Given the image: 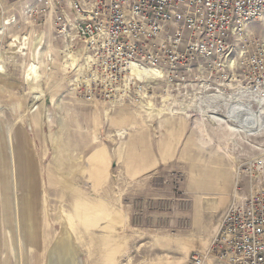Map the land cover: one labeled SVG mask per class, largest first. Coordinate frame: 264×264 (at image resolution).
<instances>
[{"label":"rangeland","instance_id":"obj_1","mask_svg":"<svg viewBox=\"0 0 264 264\" xmlns=\"http://www.w3.org/2000/svg\"><path fill=\"white\" fill-rule=\"evenodd\" d=\"M7 1V8H14L20 17L22 29L30 30L18 0ZM250 30L263 37L264 19L251 25ZM17 32L21 33L20 28ZM48 40L51 62L41 69L34 84L24 81L28 55L0 74V140L7 153V171L14 179L23 155L17 141L23 142L26 136L36 164L37 190L32 196L36 195L40 213L38 238L34 239L31 233L24 239L27 232L20 227L22 216L19 203L16 204V197L22 193L14 185V243L12 237L5 238V232L2 238L8 243L0 238L3 249L8 244L11 264H42L63 217L74 219L72 233L80 244L84 264H188L192 252L206 250L213 238V232L209 235L207 231L210 223L214 219L217 226L225 212L212 215L207 211L195 223L194 198L205 194L198 190L194 179L203 169L215 168L211 157L214 154L231 163L220 152V145L229 148L227 151L234 148V156L239 158L242 193L251 186L264 191V166L255 170L252 163L247 165L251 160L264 158V135L251 138L243 132L233 134L229 120L217 125L204 117L208 120V134L218 145L209 140L203 143L199 117L156 115L146 107L149 102L154 109L171 103L176 108L178 101L187 104L182 99L187 82L182 73L188 75L186 71L175 74L172 83L170 78L142 91L131 86L125 100L113 103L112 98H107L106 88L93 93L86 74L79 71L84 65L78 52L83 49L81 42L73 44L72 49L79 60L77 68L68 60L69 44L58 37L54 28L48 29ZM162 96L175 97L163 103ZM61 135L64 141H71L68 143L72 145V156L81 158L76 165L56 163L53 142ZM231 139L237 141L236 145L230 144ZM96 151L105 156V165L96 166L105 175L93 180L84 167L88 168ZM56 166L71 173V190L62 188L48 175L49 169ZM95 202L98 206L94 207ZM101 206L106 207L111 218ZM6 255L3 253L2 258Z\"/></svg>","mask_w":264,"mask_h":264},{"label":"built area","instance_id":"obj_2","mask_svg":"<svg viewBox=\"0 0 264 264\" xmlns=\"http://www.w3.org/2000/svg\"><path fill=\"white\" fill-rule=\"evenodd\" d=\"M17 3L30 30L17 32L21 22L14 8L8 9V1L0 0V74L28 55L24 81L34 84L36 74L39 77L51 62L46 40L48 28L53 26L66 44L74 37L71 50L73 44H83L80 59L93 93L104 87L107 98L125 100L129 87L158 86L170 78L172 83L175 74L184 70L188 75L182 73L187 81L182 99L193 110L187 115L226 118L247 137L264 135V36H255L250 30L264 16V0ZM36 35L43 40L30 53L26 39ZM146 71L158 75L150 79ZM136 75L142 79L134 78ZM259 119L258 131L251 132L249 126ZM248 164L256 170L264 166V158ZM188 264H264V191L251 186L243 194L239 185L209 249L191 253Z\"/></svg>","mask_w":264,"mask_h":264},{"label":"bare ground","instance_id":"obj_3","mask_svg":"<svg viewBox=\"0 0 264 264\" xmlns=\"http://www.w3.org/2000/svg\"><path fill=\"white\" fill-rule=\"evenodd\" d=\"M18 3L22 4V2H18ZM21 17H22V13H21ZM18 18L20 20V17H18ZM262 18L264 19V16ZM1 22H2V17H0V23ZM50 28H54V27L50 26L48 29H50ZM20 31L21 32L25 31L24 29H22V26L20 27ZM32 32L37 33L34 29H32ZM26 40H28V45H30L32 47L31 50L33 52H35L37 50V48L41 45L43 39H42V36L36 35V36H32L31 38H28ZM72 40H74V37H72ZM72 40H69L70 44L67 46L68 47L67 48L68 54L67 53L66 54L69 57L68 60H69L70 64L73 67L78 68L79 67V60H77V58L74 57V54L72 53L71 46H70L71 43H74V41H72ZM49 46H51V45H50V42L48 40V32H47L46 49L50 51ZM78 52L80 55L83 53V51L80 49ZM84 68H86V65L80 66L79 71H83ZM36 69H38V68H36ZM134 73H135V71H133V74ZM149 73H150V76H148V78H150V79L154 74L158 75L157 73H152V72L146 71V74H149ZM36 76H37V78L40 77V75L38 77V74H36ZM80 77H82L81 74H80ZM135 77H138V75L134 76V78ZM138 78L142 79L141 76H139ZM128 81H130V80H128ZM149 81L154 82V80H149ZM149 81H147V82H149ZM144 86L147 87V85H144ZM144 86L139 87V90L140 91L144 90ZM116 96H118V95L113 96V99H115ZM121 96L125 97V95H123V94ZM141 97L143 98V96H141ZM144 97L147 98L146 96H144ZM149 97L151 98L152 96H149ZM161 98L163 99L162 100L163 103H166V102L174 99L173 97L171 98V96H166V97L163 96ZM38 99L39 98L37 97V100ZM120 101L121 100L115 99L113 101V103H118ZM178 105L179 106L175 108L173 103L168 104V105L164 104L163 107L154 109L152 102H149V104L146 107L148 109H150V112L152 111L151 114L162 115L163 113H165V114H170V115L174 114V115H179V116L190 117L187 114H188V112L191 113L190 111H193L191 104L188 105L182 101H178ZM262 112H263V110L261 111V113ZM123 114H124V111H123ZM112 118H115V117H112ZM127 119H128V116H127ZM209 119H210L209 121H211L217 125L225 124V122H226V118H222V117H216L213 119L209 118ZM200 121L202 124V130L201 131L203 132V134H205L206 137L210 138V135L208 134V130L206 129V126H205L208 120L204 119V117L201 116ZM259 122H260V119H259L257 124H255V125L252 124L251 126H249L250 128L253 127V129L250 130L251 132L252 131H258ZM63 125H64V123H63ZM117 126H119V125H117ZM260 128H262V125L260 126ZM231 132L233 134H235L236 132L238 133V130H236L234 128V130H232ZM120 133L121 132H119V134ZM254 133H256V132H254ZM233 134H232V136H233ZM56 136L58 137V134ZM74 141H73V143H74ZM235 141L236 140L231 139L230 144L236 145L237 141L236 142ZM10 142L14 145L13 141H10ZM68 142H71V141L70 140L64 141L63 135L59 136V138L53 142V144L56 148V151H57L56 156H55V161H56V163L64 164V165H76L78 163V161L81 160V158H79V157L75 158L72 156V153H73V151H72L73 149L71 148L72 145L69 144ZM19 143H20V145H19ZM75 143H77V142H75ZM1 145L2 144H1V140H0V238L2 239V241L3 240L6 241L4 238H2L3 232H5V234H4L5 238H9V236L12 237L11 241L14 243L13 237L15 236V224H14V210H15V208H14V202H13V190H14L13 186L16 185L17 191L19 189L22 193L20 197H18V196L16 197V204H17V202L19 203V213L22 216L21 220H20L21 221L20 227L21 228L23 227L25 233L27 232L25 237L23 236V238L26 239V237L32 233L31 236L34 239H37L38 235H39L38 219L40 217V213H39L38 208H37L38 202L35 198L36 195L32 196V194H33V192H35L37 190L36 182L38 180L36 177L37 176L36 171H35L36 164L34 163V156L29 151L30 143L28 142V138L26 136L23 137V142L21 141V139H19V141H17V145L23 149V155L21 156V162L19 164V167H18V170L16 172L14 179H13L12 175H9V173L7 171L8 170V167L6 164L7 153L5 151L4 144L2 146ZM227 149H229V148L225 149L224 147L219 145L220 152H222L223 154L228 156L232 160V162L234 163V165H233V166H235L234 167L235 168L234 169L235 170V186H234V188L236 189L237 187H239L240 180H241V177H239V172H240L239 158H236V156H234V152H235L234 148H231L230 151L229 150L227 151ZM105 161L106 160H105V156L103 155V153L100 151H96L91 156V158L89 160L88 168L84 167V170L86 171V173L89 175V177L91 179L95 180V179L105 175L103 169L96 167V166H99V164H101V166H104ZM48 175L52 176L54 179H56L58 181V185H61L62 188L68 187L70 189L71 181L68 179V177H70L68 175H71V173L63 172L62 170H60V166H56L51 170L49 169ZM71 189H72V187H71ZM77 205H79V204L77 203ZM95 206H98L97 202L94 203V207ZM101 207H102V210L107 214V216H110V218H111V214L106 209V207L105 206H101ZM91 210L93 211V208H91ZM120 217L122 218V216H120ZM60 219H59L60 220V230L56 233L55 237L53 238V241L50 243L49 248L46 252L45 259L42 262V264H84V259H83V254L81 252L80 244L76 241V239L72 233V226L74 224V219L72 217H63ZM217 230H218V226L212 234L213 237L217 233ZM1 239H0V264H4V263L11 264L12 261L9 258L10 254L8 252V249H7L8 241H6L7 243L4 245V249H3ZM91 242L93 243V238H92ZM209 246H210V243H209V245L207 244L206 250L204 252H206L209 249ZM5 252L7 255H6V258L3 259L2 255ZM39 260H40V257H39Z\"/></svg>","mask_w":264,"mask_h":264},{"label":"crops","instance_id":"obj_4","mask_svg":"<svg viewBox=\"0 0 264 264\" xmlns=\"http://www.w3.org/2000/svg\"><path fill=\"white\" fill-rule=\"evenodd\" d=\"M185 118L188 117L186 116ZM203 135L205 136V134ZM204 138H203L204 140L201 139V142L203 143L204 141L206 142L207 140H209L210 143L215 142L211 138V136L210 138L206 136ZM213 144L217 145L218 143L215 142ZM211 157L213 158V163L215 168H210L208 170L203 169V172L197 175L198 177L194 179V181H196V185L198 186V190H201L205 194L203 195L204 197H201L200 195L201 198H194V208H195L194 214L196 219L195 223H199L201 215L203 214L205 215L207 211H209V213L211 214L221 213L225 211L222 214V217L220 218L219 223L217 225L219 228L224 215L227 213L228 209L231 206L232 197L236 190L234 189L235 166H233L234 163L232 162V160H230L232 163L231 164L222 161L221 157L218 155L216 156V154H214V156ZM207 193L209 194V196L206 195ZM217 226L214 224V219H213L207 230L209 231L208 234L211 235L212 232L216 230ZM208 234H206V236H209ZM204 251L205 249L199 252H204Z\"/></svg>","mask_w":264,"mask_h":264}]
</instances>
